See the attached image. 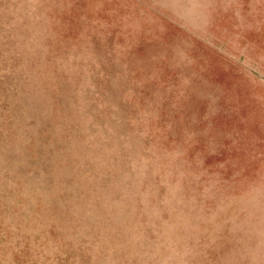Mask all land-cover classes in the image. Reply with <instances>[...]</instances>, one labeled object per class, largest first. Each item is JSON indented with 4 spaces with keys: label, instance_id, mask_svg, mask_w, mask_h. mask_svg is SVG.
<instances>
[{
    "label": "rangeland",
    "instance_id": "374dc122",
    "mask_svg": "<svg viewBox=\"0 0 264 264\" xmlns=\"http://www.w3.org/2000/svg\"><path fill=\"white\" fill-rule=\"evenodd\" d=\"M0 264H264V0H0Z\"/></svg>",
    "mask_w": 264,
    "mask_h": 264
}]
</instances>
